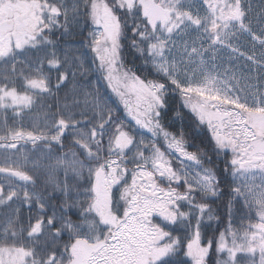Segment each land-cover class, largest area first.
I'll list each match as a JSON object with an SVG mask.
<instances>
[{
  "label": "snow or ice",
  "instance_id": "snow-or-ice-1",
  "mask_svg": "<svg viewBox=\"0 0 264 264\" xmlns=\"http://www.w3.org/2000/svg\"><path fill=\"white\" fill-rule=\"evenodd\" d=\"M0 264H264V0H0Z\"/></svg>",
  "mask_w": 264,
  "mask_h": 264
},
{
  "label": "trees",
  "instance_id": "trees-1",
  "mask_svg": "<svg viewBox=\"0 0 264 264\" xmlns=\"http://www.w3.org/2000/svg\"><path fill=\"white\" fill-rule=\"evenodd\" d=\"M78 41H79V37L77 38V42ZM88 58L91 59L90 54H89ZM126 61H127V64H128L129 67H136L138 69L142 68L141 61L135 55V53L132 52L131 49L126 50ZM78 79H79V77H78ZM87 79H90V80H92L95 83L97 81V79H98V74L90 75L89 77H87ZM81 82L83 83L84 80H81ZM18 86H21L20 82H18ZM99 89H100V92L102 94L110 95V93L108 92V90H107V88H106V86H105L103 81H100ZM58 95H59L61 104H63V103L71 104L72 103V99L71 98L65 100V91L64 90H61ZM79 99L82 101L83 97H79ZM49 102L55 104L54 100H50ZM182 125L186 128V131L188 133L187 138H188L189 144H190L189 150L190 151H195L196 150L195 146L199 143V138H198V135H197L199 130H197L196 132L192 131V125H191V119L190 118L188 120L183 121V122L179 121V120H177L175 122V126L176 127H180ZM66 143H68L67 140H66ZM209 155L212 156L213 164L215 165V164L219 163L220 169H222L223 168L222 161H218L217 158L215 157V155H213L211 152H209ZM218 172H219V175H220V178H221L222 187H224V185H226V184H230L231 183V177L230 176H224L223 172L219 171V169H218ZM223 176H224V178H223ZM208 203L215 210L216 215L219 217V222H218V226L217 227H213V226H211L212 225L211 224L209 227L206 226V228H205V231L210 236V235H212L214 230L215 231L217 229L223 230V228H224V226H221L222 221L220 219V217H221L220 215H221V213H224V212L226 213V203H227V201H225L224 199H222V200L220 199V200H216V201H215V199H212V200H209ZM73 218H75V216H73ZM214 223H215V226H216V221Z\"/></svg>",
  "mask_w": 264,
  "mask_h": 264
},
{
  "label": "rangeland",
  "instance_id": "rangeland-1",
  "mask_svg": "<svg viewBox=\"0 0 264 264\" xmlns=\"http://www.w3.org/2000/svg\"><path fill=\"white\" fill-rule=\"evenodd\" d=\"M253 2L254 3H258L259 2V0H253ZM224 176H226V175H224ZM224 176H223V178H224ZM225 196V197H224ZM224 196H222V197H220L219 199H215V201L216 200H222V199H224L225 201H228V199H229V197H228V195H227V189H225V195ZM224 202V201H223ZM221 217H220V219H221V221H222V223H221V226H226V224H227V221H228V217H227V212L225 213H221V215H220ZM253 219H255V217L253 216ZM244 222V223H247L248 222V220L245 218V210L244 209H242L241 207H240V205L239 204H237L236 205V208H235V210H234V215H233V217H232V223H233V225L235 226V227H240V225H241V222ZM215 222V221H214ZM218 226V222H216V227ZM214 232H215V230H214ZM213 232V233H214ZM212 233V234H213ZM242 259V258H241Z\"/></svg>",
  "mask_w": 264,
  "mask_h": 264
},
{
  "label": "flooded vegetation",
  "instance_id": "flooded-vegetation-1",
  "mask_svg": "<svg viewBox=\"0 0 264 264\" xmlns=\"http://www.w3.org/2000/svg\"><path fill=\"white\" fill-rule=\"evenodd\" d=\"M211 226L216 227L214 221L212 222V225H211ZM208 227H209V226H208ZM214 229H215V228H214Z\"/></svg>",
  "mask_w": 264,
  "mask_h": 264
}]
</instances>
